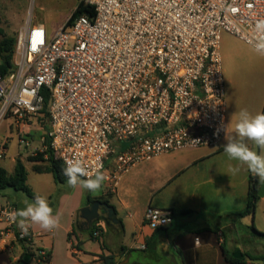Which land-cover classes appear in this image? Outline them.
Returning <instances> with one entry per match:
<instances>
[{"label": "built area", "instance_id": "2783aa9c", "mask_svg": "<svg viewBox=\"0 0 264 264\" xmlns=\"http://www.w3.org/2000/svg\"><path fill=\"white\" fill-rule=\"evenodd\" d=\"M79 2L92 16L70 25L67 19L53 38L30 23L16 35L13 69L0 74V125L10 119L25 148L37 141L33 157L52 155L63 167L79 158L88 171L99 169L111 192L141 163L217 147L227 129L221 35L252 47L264 0ZM45 115L46 130L35 134L32 127ZM5 151L0 144V160ZM15 213L12 204L0 202V236L24 248L26 264H49L48 253L33 249L31 227L24 233L19 218L12 219ZM144 221L164 228L170 212L148 206Z\"/></svg>", "mask_w": 264, "mask_h": 264}, {"label": "crops", "instance_id": "0c3cea01", "mask_svg": "<svg viewBox=\"0 0 264 264\" xmlns=\"http://www.w3.org/2000/svg\"><path fill=\"white\" fill-rule=\"evenodd\" d=\"M31 25L43 27L48 39L53 38L62 26L55 32H48L40 21ZM239 111L238 104L230 110L226 104V134L217 147L184 149L141 163L122 177L114 192L109 191L105 183L97 194L87 192L79 185L72 188L65 183L60 187L51 174H37L40 177L32 187L27 176L26 184L31 191L50 199L55 204L54 214L59 212L62 217L60 228L51 232L35 225L31 227L33 249L48 253L49 264H227L225 257L231 256L229 252L235 254L237 248L236 241L231 239L227 242L225 235L233 229L230 223L236 220L243 222L249 218V215H237L246 208L248 178L253 175L246 165L229 160L224 153V145L227 143L225 137L235 136L233 126L235 114ZM247 143L250 148L253 147L250 141ZM213 157L222 159L219 162L221 166L238 168L240 176L231 181L212 176L202 183L196 182L198 172L207 168V161ZM0 166L8 174L13 173L14 166L9 171L1 161ZM200 166L203 168L200 169ZM193 169L197 172L191 171ZM148 174H152L156 181L149 186L143 202L139 204L135 187L143 183ZM185 176L187 178L175 188L188 195L185 206L166 210H172L173 216L164 228H150L144 221L145 209L148 206L161 209L154 206L156 194L177 184ZM191 179L192 182L195 180L192 189L187 186ZM202 184H210L212 188L202 194L198 191ZM101 198L107 200V204L113 209L114 219H101L95 223L100 236L94 239L90 236L91 229L85 232L78 229L77 215L82 208L91 204L89 201ZM6 202L14 207L16 203H30L20 195L3 203ZM224 214H229L226 224H222L220 219ZM2 229L3 225L0 224V232ZM78 232L86 233L93 243L87 242L88 239ZM220 233L222 242L219 239ZM196 238L199 239L198 242H195ZM246 238L251 239V235ZM139 245H145L146 248L139 250L136 248ZM240 252L245 256L242 250ZM23 254L25 255L24 248L14 238L0 236V264H19ZM245 259L252 263L249 257L245 256Z\"/></svg>", "mask_w": 264, "mask_h": 264}, {"label": "rangeland", "instance_id": "374dc122", "mask_svg": "<svg viewBox=\"0 0 264 264\" xmlns=\"http://www.w3.org/2000/svg\"><path fill=\"white\" fill-rule=\"evenodd\" d=\"M79 0H0V19L1 28L3 29L7 38H15L20 29L26 27L28 23L34 24L40 21L47 28V31L55 32L59 26L65 24L69 19L71 13L74 11ZM220 52L222 56L223 74L225 79V102L230 108L236 107L238 104L239 110L247 109L250 113L264 112V57L256 55L252 47L245 44L238 38L229 33L223 32L221 35ZM47 126V123L45 127ZM35 134L44 132L46 128L38 126L32 127ZM6 144L5 157L1 159V164L9 171L14 166L13 160L19 158L27 171L29 182L34 186V181L39 179V175L32 170V164L29 161L30 151L32 148L39 147V143L34 141L31 146L25 148L24 145L19 144L17 131L11 125V120L6 119L0 125V144ZM226 157V156H225ZM221 158H210L205 167L200 166L202 170L198 172L196 182L202 183L208 177L223 178L225 180H235L240 174L236 171L233 172V167L229 165L221 166ZM220 162V163H219ZM219 167V168H217ZM197 172L196 169L191 170ZM192 173V172H191ZM188 176V174H187ZM181 178L177 184L169 186L160 194H156L154 206H158L163 210L178 209L185 206L188 195L175 190L177 185L184 179ZM155 177L148 174L144 178L143 183L135 187L137 193V200L141 204L147 194L149 186L155 182ZM195 180H193L194 182ZM191 183L187 186H193ZM56 183V182H55ZM67 183V182H66ZM57 186H64L57 184ZM212 188L210 184H202L199 186L198 191L202 194ZM87 192L89 190H86ZM100 191V190H99ZM98 192H91L97 194ZM210 191V190H209ZM15 195L28 199L23 193L15 192L7 189L1 193V203L8 199H14ZM49 204L54 208L55 204L48 199ZM229 214H224L220 219L222 224H226ZM233 227L231 233H227L226 240L236 241V252L242 250L245 256L252 260L253 264H264V237L255 234L252 230V225L257 232L264 233V198H260L257 202L256 209L253 217L249 216L243 222L236 220L230 223ZM78 234L90 244L93 243L88 238L86 233ZM251 235V239L246 238ZM96 242V241H95ZM226 249L229 250L228 246ZM229 255L233 256L232 252Z\"/></svg>", "mask_w": 264, "mask_h": 264}, {"label": "clouds", "instance_id": "9594fccd", "mask_svg": "<svg viewBox=\"0 0 264 264\" xmlns=\"http://www.w3.org/2000/svg\"><path fill=\"white\" fill-rule=\"evenodd\" d=\"M253 38L250 40L253 52L264 57V19L256 21L253 28ZM236 120L233 126L234 137H225L224 153L229 160L238 161L247 166L248 170L264 184V112L250 113L247 109H241L235 114ZM217 130V135L219 134ZM226 131V129H225ZM199 142L198 140H194ZM250 141L253 145L249 147ZM258 149V151H257ZM63 175L67 177V185L81 188L91 192H98L106 177L97 169L95 172L87 170L82 159H68L65 161ZM233 168L232 171H238ZM18 219L17 226L22 232L27 233L32 226H38L44 231L51 232L61 226V214L50 206L47 197L36 194L31 203H26L24 208L17 209L12 219Z\"/></svg>", "mask_w": 264, "mask_h": 264}, {"label": "trees", "instance_id": "16d2710c", "mask_svg": "<svg viewBox=\"0 0 264 264\" xmlns=\"http://www.w3.org/2000/svg\"><path fill=\"white\" fill-rule=\"evenodd\" d=\"M86 14L92 16L91 9L84 7L81 2H78L76 8L71 13L67 25H70L77 17ZM15 46V38H7L3 29L1 28V19H0V74H8L13 69V53ZM43 93V91H42ZM49 104V99L46 96L44 100V110L43 113L46 114V109ZM41 127H45L47 120L46 115L39 119ZM48 154V152L46 153ZM29 161L32 164V170L37 174H51L54 178V181L57 184H64L67 182V177L63 175L64 167L61 163L54 159L52 155H49L47 159H44L42 154H39L36 157H30ZM27 181V171L23 162L17 158L15 160L14 170L12 174H8L7 171L0 166V195L3 191L11 189L15 192L23 193L28 199H34L36 195L31 191V189L26 184ZM259 180L254 175H250L248 178V192H247V202L246 208L242 213H239L237 217H244L246 215H254L257 202L259 201L258 189H259ZM107 203V200L103 198L98 199ZM94 201V200H93ZM93 201H89L92 203ZM14 206V205H13ZM170 217L173 216V211L170 210ZM98 230L97 226H93L90 230V236L93 238V233ZM252 230L255 234L264 237V233L257 232L252 225ZM24 256V254H23ZM250 259V258H249ZM227 264H245V256L242 255L240 259H235L233 256L225 257ZM251 260V259H250ZM252 261V260H251Z\"/></svg>", "mask_w": 264, "mask_h": 264}, {"label": "water", "instance_id": "95a60500", "mask_svg": "<svg viewBox=\"0 0 264 264\" xmlns=\"http://www.w3.org/2000/svg\"><path fill=\"white\" fill-rule=\"evenodd\" d=\"M258 196L259 198H264V184H260ZM15 208L17 211V209L24 208V205L22 203H16ZM102 213L106 217H102ZM106 218L110 220L114 219L113 209L107 203L96 200L93 201L90 206L84 207L78 212L77 227L81 231H89L95 223L99 222L101 219L106 220ZM241 257L242 254L239 251L233 255V258L235 259H240ZM29 259L30 256L25 254L19 264H26Z\"/></svg>", "mask_w": 264, "mask_h": 264}, {"label": "flooded vegetation", "instance_id": "af4514ba", "mask_svg": "<svg viewBox=\"0 0 264 264\" xmlns=\"http://www.w3.org/2000/svg\"><path fill=\"white\" fill-rule=\"evenodd\" d=\"M91 204H92V203H91ZM91 204H90V205H91ZM90 205H89V206H90ZM103 216L106 217V216L102 213V217H103ZM94 225H95V224H94Z\"/></svg>", "mask_w": 264, "mask_h": 264}]
</instances>
